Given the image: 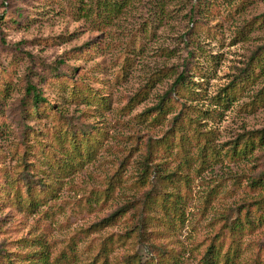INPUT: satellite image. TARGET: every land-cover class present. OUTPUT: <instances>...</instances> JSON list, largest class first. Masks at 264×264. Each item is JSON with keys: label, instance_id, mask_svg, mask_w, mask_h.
<instances>
[{"label": "rangeland", "instance_id": "rangeland-1", "mask_svg": "<svg viewBox=\"0 0 264 264\" xmlns=\"http://www.w3.org/2000/svg\"><path fill=\"white\" fill-rule=\"evenodd\" d=\"M263 130L264 0H0V264H264Z\"/></svg>", "mask_w": 264, "mask_h": 264}, {"label": "trees", "instance_id": "trees-1", "mask_svg": "<svg viewBox=\"0 0 264 264\" xmlns=\"http://www.w3.org/2000/svg\"><path fill=\"white\" fill-rule=\"evenodd\" d=\"M184 76L183 74H180L175 83L173 88H176V86L183 85ZM26 93L31 96V102L34 107H37L40 103L44 102V99L41 97L39 92L36 90V88L28 83L26 88ZM264 130L262 132L252 133L249 134L244 142L242 143V148L239 150L242 153L252 152L256 149V147L262 146L264 143ZM237 144H235L232 149H237ZM256 182H253L255 184ZM114 217V216H113ZM211 251H208L207 256L204 260V264H211L212 257H210Z\"/></svg>", "mask_w": 264, "mask_h": 264}]
</instances>
